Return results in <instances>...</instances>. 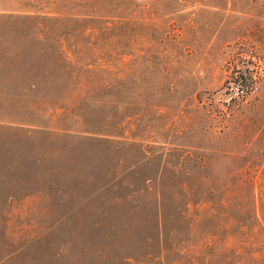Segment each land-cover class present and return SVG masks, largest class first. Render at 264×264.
Returning a JSON list of instances; mask_svg holds the SVG:
<instances>
[{
  "label": "rangeland",
  "instance_id": "rangeland-1",
  "mask_svg": "<svg viewBox=\"0 0 264 264\" xmlns=\"http://www.w3.org/2000/svg\"><path fill=\"white\" fill-rule=\"evenodd\" d=\"M0 264H264V0H0Z\"/></svg>",
  "mask_w": 264,
  "mask_h": 264
},
{
  "label": "trees",
  "instance_id": "trees-1",
  "mask_svg": "<svg viewBox=\"0 0 264 264\" xmlns=\"http://www.w3.org/2000/svg\"><path fill=\"white\" fill-rule=\"evenodd\" d=\"M235 81L237 82V87L239 90L242 89V88H246L247 84H246V78L240 76V75H237L235 76ZM237 89V90H238Z\"/></svg>",
  "mask_w": 264,
  "mask_h": 264
}]
</instances>
